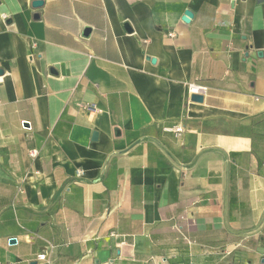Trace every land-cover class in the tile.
Returning <instances> with one entry per match:
<instances>
[{"label": "crops", "instance_id": "0c3cea01", "mask_svg": "<svg viewBox=\"0 0 264 264\" xmlns=\"http://www.w3.org/2000/svg\"><path fill=\"white\" fill-rule=\"evenodd\" d=\"M32 1L0 0V264H264V0Z\"/></svg>", "mask_w": 264, "mask_h": 264}, {"label": "built area", "instance_id": "2783aa9c", "mask_svg": "<svg viewBox=\"0 0 264 264\" xmlns=\"http://www.w3.org/2000/svg\"><path fill=\"white\" fill-rule=\"evenodd\" d=\"M206 91H207V87L204 84L198 83L196 81L189 82L186 85V92H187L188 98L192 94H201V95H204ZM85 108L88 111L94 110L92 105L85 106ZM180 131H181V128L180 127H177L175 129V132H180ZM30 154L31 155H34L35 154V151H31ZM37 259H39V260H45V254L44 253L38 254L37 255Z\"/></svg>", "mask_w": 264, "mask_h": 264}, {"label": "water", "instance_id": "95a60500", "mask_svg": "<svg viewBox=\"0 0 264 264\" xmlns=\"http://www.w3.org/2000/svg\"><path fill=\"white\" fill-rule=\"evenodd\" d=\"M41 3H42L41 0H33L32 1V5L34 7L41 5ZM191 16H192V13L189 10H185L183 12V15H182V20L184 22H188L189 19L191 18ZM152 61H153V59H152ZM189 100L192 101V102H202L203 95H201V94H192V95L189 96ZM10 241L14 242V239H10Z\"/></svg>", "mask_w": 264, "mask_h": 264}]
</instances>
